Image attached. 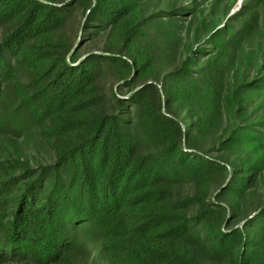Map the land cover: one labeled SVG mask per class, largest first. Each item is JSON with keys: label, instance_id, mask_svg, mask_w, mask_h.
Listing matches in <instances>:
<instances>
[{"label": "trees", "instance_id": "obj_1", "mask_svg": "<svg viewBox=\"0 0 264 264\" xmlns=\"http://www.w3.org/2000/svg\"><path fill=\"white\" fill-rule=\"evenodd\" d=\"M238 1L0 0V264H264V0Z\"/></svg>", "mask_w": 264, "mask_h": 264}, {"label": "rangeland", "instance_id": "obj_2", "mask_svg": "<svg viewBox=\"0 0 264 264\" xmlns=\"http://www.w3.org/2000/svg\"><path fill=\"white\" fill-rule=\"evenodd\" d=\"M241 1L239 0L238 3H240ZM237 9V8H235ZM4 264H24V263H20V262H7V263H4Z\"/></svg>", "mask_w": 264, "mask_h": 264}, {"label": "water", "instance_id": "obj_3", "mask_svg": "<svg viewBox=\"0 0 264 264\" xmlns=\"http://www.w3.org/2000/svg\"><path fill=\"white\" fill-rule=\"evenodd\" d=\"M241 1V0H240Z\"/></svg>", "mask_w": 264, "mask_h": 264}]
</instances>
